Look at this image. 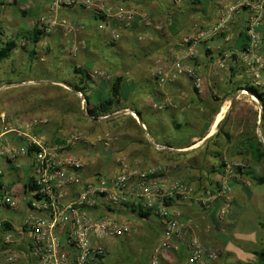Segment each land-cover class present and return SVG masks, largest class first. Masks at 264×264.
Wrapping results in <instances>:
<instances>
[{
	"label": "built area",
	"instance_id": "built-area-1",
	"mask_svg": "<svg viewBox=\"0 0 264 264\" xmlns=\"http://www.w3.org/2000/svg\"><path fill=\"white\" fill-rule=\"evenodd\" d=\"M4 1L0 0L3 8L6 7ZM119 1L113 5L108 0H49L53 16L50 19L42 16L39 23L50 31L55 27L61 28L68 43L75 38L70 53L76 57L86 49L85 41L76 39L86 30V25L61 21L57 15L59 10L73 7L88 11L97 28L116 43L122 38L116 25L124 29L151 25L146 13L129 8L126 0ZM183 1L174 0V4L181 8ZM213 3L217 10L214 23L206 28L195 26L193 32L179 43L188 50L187 56L172 58L169 70L155 68L153 78L164 86L185 77L195 90L202 91L203 75L186 61L196 59L198 47L208 44L214 45L218 53L216 67L227 69L234 64L236 76L240 70L247 73L264 93V0H213ZM93 75L113 81L111 75L101 71H94ZM240 86L256 90L250 84ZM239 91L246 93L251 90ZM78 96L87 113L86 97L83 93H78ZM256 102L263 113L261 100ZM2 121L4 123L5 116ZM46 123V120L35 118L18 129L5 128L6 131L0 133V180L7 177L1 159L20 169V160L31 156L32 180L36 186V191L31 192L28 214L13 232L16 236L6 235L3 239L0 253L5 256L7 264H107L109 249L106 241L130 236L133 232L132 224L124 217H114V211L132 204L151 211L161 223L162 240L153 250L149 264H178L170 257L173 253L186 255L183 264H211L219 259L217 251L206 249L198 236L193 235L186 242L188 237L181 205L196 195L194 185L163 167L142 169L124 160H118L114 174L88 173L86 162L72 155L71 150L87 143L95 146L96 141L88 142L78 129L59 137V140H52L36 132ZM9 134L22 140L21 144H15L8 138ZM111 141L107 140L105 145L109 146ZM156 147L163 149L159 145ZM0 186V210H17L19 202L16 195L9 191L7 185ZM218 199L224 202L218 216L224 218L233 202L227 182L220 185L215 193H204L199 202L204 210L209 211ZM3 223L0 221V227Z\"/></svg>",
	"mask_w": 264,
	"mask_h": 264
},
{
	"label": "crops",
	"instance_id": "crops-1",
	"mask_svg": "<svg viewBox=\"0 0 264 264\" xmlns=\"http://www.w3.org/2000/svg\"><path fill=\"white\" fill-rule=\"evenodd\" d=\"M108 1L113 5L120 2L119 0ZM134 1L136 2L132 4ZM4 3L6 5L5 8L0 5V43L3 44L7 41L14 42L17 47L13 51L11 59L8 61L15 63L16 58L23 57L27 60V65L33 71L34 68L40 66V64H38L39 59H41V61L45 60V58L39 55L40 49L45 46L46 49L48 48L50 50L47 42L51 44V47L63 44L62 42L65 40L63 30L59 27H55L50 31L47 27L43 28L39 26V28L45 31V36L41 39L39 44L34 46L28 42L26 38L20 42L19 37H24L25 33L32 31L37 23L40 24L39 20L42 16H47L49 19L53 16L50 13V2L49 0H26L25 3H27V7L24 8L20 6L22 0H6ZM201 3L203 4L202 12L206 13V16H208V11L206 10L203 0ZM125 4L129 8L141 10L146 13L151 25H135L132 29H124L116 25L121 32L122 38L120 41H123L127 48L135 50L134 52L130 50V61L123 56V61L120 60L119 64L110 62L106 55H103L104 57H97L96 53L93 52L94 49H100L103 45L115 47L120 41L116 42V44L112 43L106 32L100 31L96 26L93 27V17L91 13L81 9L80 14L76 18H70L72 17V13H78L80 11V9L71 7H63L57 13L61 21H73L86 25L87 30L86 32L83 31L84 33H81L82 35L80 34L81 37H79V39L82 38V40L85 41L87 52L82 50L86 53H81V56H83L81 57L80 64L72 65L74 72H76L75 67L86 70L89 73L94 69L100 68L103 70L102 72L111 75L113 79L123 77V83L119 91V99H116L112 107L115 113L98 118H89L85 122L90 126L86 127L81 125L91 130L100 128V130L104 132L98 134L97 132H93L92 136L89 137L78 127L74 128L82 132L88 142L96 141V145L91 146L88 143L77 145L72 148L71 154L83 159L80 153L85 149L87 150L85 156L89 153L91 155L104 157L108 160V165L100 166L98 169H101L100 172L103 171L106 175L116 173L118 169V160H124L142 169H150L156 166L163 167L170 170L173 175L179 177L183 181L195 185L199 184L200 187L202 186L199 180H203L202 177L213 174L218 177L223 175L224 170H226L228 166L225 165L228 161V155L231 160L235 161L238 159L241 160V157L245 155L251 160L249 163L250 168L247 167V169L249 168V170H251L253 161L255 167H257L258 161L253 159V151L250 147H253L258 141H256L251 134H248L250 122L247 120L241 122V120L235 116L237 111L241 112V107L243 105L238 103V99L236 98L239 92L237 90L238 86H236L238 84V82H236L237 76L235 75V77H233L232 75L236 68L234 64H230L228 67L229 69L216 67L218 53L215 46L203 44L198 47V57L186 61L188 65L197 69L203 75L204 84L202 91L195 90L192 82L185 77L167 83L164 86L159 85L153 78V71L155 68L163 67L169 70L172 58L175 56H187L188 50L182 48L179 43L183 36L187 35L188 28L184 27L182 23L183 18L176 17L177 15H174V11L172 12L170 9V11L163 9L157 0H126ZM14 7H18L22 12L25 22L20 23L16 20L15 11L13 10ZM37 8L41 9V14L35 16ZM68 11H70V13ZM190 11L192 14L197 12L196 9L193 8L190 9ZM213 16H215V11L213 12ZM193 21H195V18ZM206 23H208L207 20ZM213 23L214 22L211 24ZM203 27L204 26L201 28ZM11 30L14 33L13 40H5L4 36L7 35V32H11ZM135 36L138 37L140 42H146L147 48H143L139 52L134 45ZM139 37H142V39ZM46 39H50V41ZM102 41H108V43L103 44ZM65 42L68 43L67 40ZM172 49H175V52H173ZM22 50L26 51V54L20 56V54H22L20 51ZM60 52H63V50L60 49ZM4 63L6 62L0 65V81H4V79L7 78L9 82L8 85L14 86V89L23 88L27 81H34V78L31 77H23L24 80L20 79L18 81H11L8 78L9 76L3 77L5 74L2 70ZM130 64H132V66ZM60 68L61 67H58V70ZM140 69L143 70V74H145L144 82L140 79L137 80L136 77L135 80L134 77H132L133 71ZM12 71L11 73H13ZM47 72L49 74L46 76H44V72H42L43 77L38 80L39 83H52L57 85L61 83L68 86L69 83H79L81 79V75L77 72L76 79L72 82H68L67 78H64V80L58 78L56 80L55 76L51 77L49 69ZM63 72H65V70ZM112 72L116 77L112 75ZM219 73H222L224 76L223 78L226 80L224 85L222 84L218 89L221 91H217L216 76H218ZM91 79V90L86 91L89 97L87 108L95 110L101 103L111 99L114 91H111V83H108L104 79L97 77L93 78L92 76ZM128 82H130L129 84L133 85V87L130 91H124ZM3 86L5 85L1 82L0 91L3 90ZM44 86L50 87L51 85L47 84ZM68 87L73 91H63L65 94L69 95L73 93V95L77 97L78 93H81L75 91L70 85ZM54 88L60 89L61 87L55 86ZM96 93H99L100 97L97 102L93 103V94ZM239 105L240 108H238ZM254 108L259 113V105L254 103ZM81 110L83 111L82 105ZM3 116L5 115H1L0 124L5 126L7 124L6 116L4 123L2 121ZM137 116L140 117L142 123L139 122ZM259 116L262 119L263 113L260 112ZM33 119L35 118L30 120L18 119L17 122L19 123H14L20 128ZM62 119L64 120V129L72 124L77 126L79 123L78 118H75L74 122H72V117L64 116ZM46 121L48 124L47 118ZM70 122L72 123L70 124ZM7 125L9 126V124ZM44 126H46V124L42 125L38 131L39 134L46 136L44 134L46 132L43 129ZM227 135H229L230 139L227 138ZM8 138H11L15 144H21L22 142V140H19L13 134L12 137L8 135ZM101 139L103 142H99ZM109 139L112 140L111 144L106 146V141ZM56 140L59 139L57 138ZM259 141L261 142V139H259ZM156 145L163 147V149H157ZM20 163L22 167L16 169L5 159H1V165L7 172V178L6 180H0V184L7 185L9 191H12L16 195L19 204L20 202L24 203L26 209L25 214L27 215V206L31 198V193L28 188H26V184L32 178V157L28 156L22 158ZM88 167L86 164V171L90 173ZM251 174L252 176L254 175L253 173ZM17 175L25 177L23 183H18V181L15 182L16 178L13 177H17ZM20 185H22V188ZM207 185L210 187L205 188L214 192L218 190L220 186V184L214 183H207ZM195 198L192 202L183 205L185 207V233L188 238L195 233L192 219L198 211L202 214L204 221L207 222H210V220L216 222L217 212H219L218 203H215L208 212L201 210L202 208L197 206V198ZM100 210L103 211L102 209ZM114 214L122 215V217L129 222L132 216L139 217L131 207L117 209L114 211ZM141 220L145 222V226L148 227L149 230L158 233L159 236L162 234V227L159 219H157L159 229H156L152 225V217ZM196 229H198V227H196ZM181 260L183 259L176 258L177 262Z\"/></svg>",
	"mask_w": 264,
	"mask_h": 264
},
{
	"label": "rangeland",
	"instance_id": "rangeland-1",
	"mask_svg": "<svg viewBox=\"0 0 264 264\" xmlns=\"http://www.w3.org/2000/svg\"><path fill=\"white\" fill-rule=\"evenodd\" d=\"M193 1L194 0H184L183 1L184 6L179 8L174 4V0H157V2L161 5L163 9H166L168 11L171 10L172 12L174 11L173 13L174 15L175 14L177 15L176 17L183 18L182 23L185 28H188L187 35L193 32V28L195 27V25H199L200 27L204 26L203 28H205L209 24L214 22L215 16H213V12L215 11L217 13V10L214 7L213 0H203L204 5L206 6V10L208 11L207 12L208 16H206V13L202 12L203 9V4L201 3L202 0H199L198 3L197 2L193 3ZM25 2L26 0H22V3L20 5L22 6L21 8L27 7L26 5L27 3ZM135 2L136 1L132 2V4H134ZM192 8L196 9L197 12L192 14V12L190 11V9ZM77 9H80V11L78 13H72V17L70 18H76L80 14L81 8H77ZM13 10L15 11L16 20L20 23L25 22V18L23 17L22 12L19 10V8L14 7ZM68 12L70 13V11ZM39 14H41V9L37 8L35 11V16H38ZM194 18L195 21H193ZM206 20L208 21V23H206ZM92 23H93L92 24L93 27L94 26L97 27V23L94 19ZM86 30L84 32H86ZM11 32L10 31L7 32V35L4 34L6 35L4 36L5 40H11V39L13 40L14 33ZM81 35L76 38L78 41L79 40L82 41V38L79 39ZM21 37H19L20 42L23 41L24 39L23 36ZM74 39L75 38H72V41H74ZM46 40L50 41V39H46ZM66 40H67L66 38L65 40H63L62 42L63 46L60 45V46L51 47V44L47 42V44L50 45V46L48 45V47H50V50L48 48L46 49L45 46H43L40 49L39 55H41L40 57L45 58V60L41 61V59H39L38 64H40V66L34 68L33 71L27 65L28 63L27 60H25L23 57L16 58L15 63H12L11 61L4 63V65L2 66V70L5 72L3 77L9 76L8 78L11 81H18L20 79L24 80L23 77H31L34 78V81H27L26 85L25 86L23 85L24 86L23 88H18V89H14V86H9L8 85L9 82L7 81V78H5L4 81H1L5 86H3L2 87L3 90L0 91V119H1V115H5L6 123L9 124V126L7 124L5 126L0 124L1 126L0 132L4 131L5 128L6 129L18 128L16 124L19 123L17 122L18 119L30 120L32 118H38L42 120H46V118L48 119V124L46 123V126H44L43 129L44 131H46L44 133L46 137L50 136L49 138H51L52 140L66 136L70 131H72L76 127L81 129L83 133L89 137L92 136L93 132H97V134L100 132H104L103 130L101 131L100 128L98 129L95 128L94 130L86 128L87 126L90 125L87 124L85 121H87V119H89L90 117L88 115V111L86 113L84 112V110L83 111L81 110L80 97L79 96L75 97L73 93L68 95L63 92V91H73L70 87H68L69 85L65 86L64 84L61 83L57 85L52 83L38 82V80H40L43 77L42 72H44V76L49 74L47 72L48 69L51 72L50 73L51 77L55 76L56 80L58 78L61 80L67 78L68 82L69 81L72 82L74 79H76L77 74L76 72H74L72 65L80 64L81 57L83 56V55L81 56V53L86 51V49L80 52L78 56L74 57L70 53L72 41L66 43L65 42ZM134 40H135L134 45L139 52L141 51V49L147 48V43L140 42L137 36H135ZM104 43L107 44L108 41L103 42V44ZM60 49L63 50V52H60ZM130 50L133 49L127 48L125 46V43L123 41L122 42L120 41L115 47L103 45L102 48L94 49L93 52L96 53L97 57L100 56L104 57L103 55H106L107 59L110 62H113L114 64H119L120 60L123 61L122 60L123 56L127 60H129ZM134 51L135 50H133V52ZM20 53H22L20 54V56H23L24 54H26V51L22 50L20 51ZM130 65L132 66V64ZM58 67L61 68L58 70ZM64 70L66 73L63 72ZM96 70L101 72L103 71L100 68L90 71V74L93 78H95L93 73ZM11 71L13 73H11ZM112 75H114V73ZM144 75L145 74H143V70L141 69L134 70L132 73V77H134V79L136 77L137 80L140 79L142 82L145 81ZM216 77H217L216 82L218 87L217 91H221L218 89L221 87L222 84L224 85L226 80L223 78L224 76L222 73L221 74L219 73V75ZM236 82H238L236 86H240L239 84L253 85L254 87H256V90H258L259 93H262L259 86L256 85V83L252 80V78L242 70H240L239 74L237 75ZM129 83L130 82H128L124 91H130L132 89L133 85ZM47 84L51 86L50 87L44 86ZM55 86H59L61 88L60 89L54 88ZM238 92L239 94L236 98L238 99V103H240L243 106L241 107V112L237 111L235 113V116L238 117V119H240L241 122H243V120L249 121L250 124L248 126V130H249L248 134L249 135L251 134V136H253L254 139H256V141L258 142L259 139H261V142H263L264 145V123L261 117L259 116L260 111L258 113V111L255 110L254 108V103L258 105L256 102L258 98L249 91H245L246 93H242L241 91ZM99 97H100L99 93L93 94L92 102L93 103L97 102L99 100ZM238 108H240V105ZM64 116L72 117L73 118L72 122H74L75 118H78L79 119L78 125L74 126V124H72L69 125L71 127L67 126V128L64 129L63 126L64 120L62 119V117ZM72 122H70V124ZM81 125L86 127H83ZM9 137H12V134H9ZM86 152L87 150L84 149V151L81 152L80 154L85 160L87 167L89 166L88 167L89 172L92 174L101 173L106 175L105 173H103V171L100 172L101 169H98V167L108 165V160H106L102 156L91 155L89 153L85 156ZM241 158H242L241 160L238 159L235 161V160H231L228 155V161L225 163V165L228 166L226 170H224L223 175L218 177L215 174H213L210 176L202 177L203 180L198 179L202 187H200L199 184L195 185L190 183L194 185L196 188V195L193 197V199L195 197L197 198V199L195 198L198 204L197 206L201 207L202 208L201 210L205 212L206 210H204V208L200 204L199 199L204 195V193L211 191L205 188V187H210L209 185H207V183L222 185L224 182H227L233 195V202L231 209L224 218H220L218 216L219 212H217V217L215 220L216 222H212V220H210V222H207L204 221V219L202 218V214L198 211V213L192 219L193 220L192 224L194 225L195 228V233L193 235H196L200 238L202 244L206 247V249L215 250L219 255V259L211 264H240V263H248V262L255 263L257 259L256 256L254 255V251L260 250L264 247V185L258 186L254 181H252L251 178L246 177L244 175H240L239 172L236 171V169L239 166L240 168L243 169V172L245 173L251 172L255 176L258 177L263 176L264 160L261 162H257L258 163L257 167H255L253 161L251 170H249L250 168L249 163L251 162V160L245 155H243ZM247 167L249 168L247 169ZM13 178H16L15 182L18 181V183L19 182L23 183L25 180V177L19 175ZM20 187L22 188V185H20ZM215 192H217V190ZM193 199L188 202L189 203L192 202ZM186 203L181 205L183 212L185 209L183 205H185ZM215 203L219 204V210L224 204L223 199H218L217 201L212 203V206L215 205ZM25 212H26L25 205L22 202H20V204L18 205L17 210H10L7 208H2L0 210V221L6 222L12 226V231L10 232H2L0 230V240H1L0 251H1V246L4 244L2 240L6 235H12V238L16 236V234L13 232H15V229L19 228L23 223L26 217ZM114 217L122 218V215L120 216L114 214ZM157 219H158L157 217L152 216V220H153L152 225L156 229H159V226L157 224L158 222ZM130 222L133 226V232L130 236L110 239L106 241V244L109 249V256L106 261L107 264H118V263L149 264L150 263L152 252L155 249V247L159 244V242H161L162 234L159 236L158 233L149 230L148 227L145 226V222L142 221L141 218L139 217L132 216V218H130ZM196 227H198V229H196ZM188 240L189 238H187L186 242H188ZM170 257L171 259H175V260L177 257L179 259H183L180 261V263L178 262V264H183L186 255L173 253L170 254ZM0 264H7L5 262V256L1 253H0Z\"/></svg>",
	"mask_w": 264,
	"mask_h": 264
},
{
	"label": "trees",
	"instance_id": "trees-1",
	"mask_svg": "<svg viewBox=\"0 0 264 264\" xmlns=\"http://www.w3.org/2000/svg\"><path fill=\"white\" fill-rule=\"evenodd\" d=\"M198 3L199 0H194V3ZM25 13V12H23ZM176 25V24H175ZM40 24L37 23V25L32 29V31H29L25 33L24 38L28 40L32 45L36 46L37 44L40 43L41 39L45 36V31L41 28ZM44 28V27H43ZM17 45L14 42L7 41L6 43H0V65L3 62H7L8 60L11 59L12 53L15 50ZM234 69V68H232ZM235 70V69H234ZM233 70V71H234ZM75 71L81 75V79L79 80V83H69V85L78 92L83 93V95L86 97L87 101L89 100V97L87 96L86 91L91 90V74L86 71V70H81L78 67H75ZM233 77L236 75V71L232 73ZM108 83H111V81H108L104 79ZM1 83V81H0ZM123 83V77H117L114 78L111 85V91L113 92V96L111 99L101 103L99 106L96 107L95 110H91L87 108L88 115L90 118H98V117H103V116H108L110 114L115 113V111L112 110L113 105L116 102V99H119V91L121 84ZM241 89H248L251 90L250 92L253 93L258 97L259 100H261L262 104L264 105V93H259L258 91L252 89L251 87H246V86H238L237 90ZM263 123H264V113H263ZM0 131H1V126H0ZM39 133V131H36ZM227 138L230 139L229 135H227ZM252 149L253 153V159L255 161L261 162L264 160V145L262 142H257L253 147H250ZM236 171L239 172L240 175H244L246 177H249L254 181L258 186L264 185V175L263 176H252L251 173H245L243 172V169L238 167ZM1 187V186H0ZM26 188L31 192L36 191V186L33 184L32 178L27 182ZM2 197V193H0V198ZM172 204V202L170 203ZM132 208L139 216L141 219H149L153 216L151 211H145L143 208L135 205H127L126 208ZM154 217V216H153ZM0 230L2 232H10L12 231V226L6 222L3 223V225L0 227ZM1 241V240H0ZM3 241V240H2ZM254 255L256 256L257 261L255 263H240V264H264V247L260 250L254 251Z\"/></svg>",
	"mask_w": 264,
	"mask_h": 264
},
{
	"label": "water",
	"instance_id": "water-1",
	"mask_svg": "<svg viewBox=\"0 0 264 264\" xmlns=\"http://www.w3.org/2000/svg\"><path fill=\"white\" fill-rule=\"evenodd\" d=\"M137 117H138V119H139V122L142 123L141 120H140V117H139V116H137Z\"/></svg>",
	"mask_w": 264,
	"mask_h": 264
},
{
	"label": "bare ground",
	"instance_id": "bare-ground-1",
	"mask_svg": "<svg viewBox=\"0 0 264 264\" xmlns=\"http://www.w3.org/2000/svg\"><path fill=\"white\" fill-rule=\"evenodd\" d=\"M220 118H221V116H220Z\"/></svg>",
	"mask_w": 264,
	"mask_h": 264
}]
</instances>
